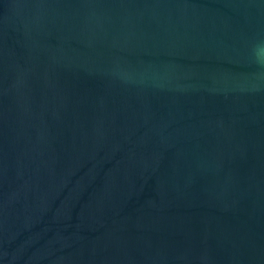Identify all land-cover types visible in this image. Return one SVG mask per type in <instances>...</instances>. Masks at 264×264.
Returning a JSON list of instances; mask_svg holds the SVG:
<instances>
[{"label":"water","instance_id":"95a60500","mask_svg":"<svg viewBox=\"0 0 264 264\" xmlns=\"http://www.w3.org/2000/svg\"><path fill=\"white\" fill-rule=\"evenodd\" d=\"M0 264H264V0H0Z\"/></svg>","mask_w":264,"mask_h":264}]
</instances>
